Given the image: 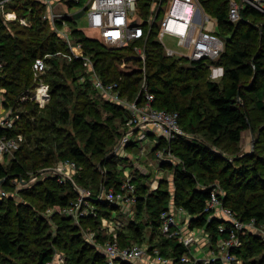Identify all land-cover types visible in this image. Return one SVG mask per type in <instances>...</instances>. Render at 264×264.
I'll return each mask as SVG.
<instances>
[{"label": "trees", "instance_id": "1", "mask_svg": "<svg viewBox=\"0 0 264 264\" xmlns=\"http://www.w3.org/2000/svg\"><path fill=\"white\" fill-rule=\"evenodd\" d=\"M200 1L206 12L217 20V30L225 38L224 51L214 62L188 63L183 59L167 57L156 39L155 32H151L146 40L141 41L146 54L143 63L131 50L134 44L140 43L119 49L110 48L78 28L72 23L74 22L72 18L68 20L73 25L71 30L73 37L82 44L84 53L92 59L97 73L106 82H118L122 96L129 100L137 98L140 102L141 84L145 80L155 97L154 105L159 109L177 112L184 133L197 132L199 124L203 123L202 130L209 139L211 138L214 146L219 147L224 141L236 144L240 141L242 132L251 128L249 115L240 105L245 101L247 92L255 94L258 98L257 105L262 108L264 23H256V20L259 17L264 18V14L244 4L240 10V20L231 23L228 20L230 0ZM4 8L16 12L18 17L30 20L31 27L21 26L17 21L6 22L0 12V60L4 62V69L0 74V88H5V93L2 94V109L15 110L22 105L19 102L20 98L33 84V62L45 55H48L46 62L49 70L46 81L50 85V98L64 94L66 88L61 83L63 73L66 74V78L75 81L82 72L80 70L82 61H69L63 56L68 51L66 44L51 30L49 23L42 19L43 7L40 3L35 0H14L6 3ZM254 30L260 32L256 42L258 51L251 54L250 51L254 47ZM228 48L230 52L226 51ZM211 63L223 71L221 77L226 81L221 88L216 82L205 81L202 84L205 87L204 95L199 97V84L192 86L189 81L193 78L205 79L208 74H212L209 69ZM242 76H251V85L243 87ZM88 87L89 83H85L84 88H81L87 91ZM86 91L78 92L80 96L85 97ZM190 94L198 95L197 104L178 106L176 97ZM26 104H29L28 101ZM109 107L115 112L116 117L125 123L127 117L125 109L114 104ZM25 112L27 111L17 113L19 119L15 120L11 127H0V137L9 138L21 133L26 139L12 153L13 158L8 166L0 163V188L7 193L0 199V264H46L52 259L56 248L67 250L66 255L70 256L71 260L74 259L77 262L75 264L81 262L105 264L103 254L86 242L80 230L93 232L96 235V242L100 244L111 239L112 235L102 229L100 222L102 217L109 218L117 212L116 206L95 202L96 215L80 220L79 224L73 223L67 217L54 214L53 219L56 220L57 226L52 233L48 231V222L41 213L48 207L61 208L68 205L75 198L72 184L45 179L32 189L17 193L10 184L13 178L25 179L28 171L35 170L41 164L50 167V160L47 156L41 155L38 148H34L33 151L28 149L27 143L30 144L33 140L29 118H26L28 112L26 115ZM65 116L64 114V119ZM83 123L82 115L77 114L73 127L78 134L87 131ZM101 129L99 124H94L88 135L83 137L85 139L82 146H77L71 139L67 143V150L61 153L58 159L74 161L79 169L81 167L73 180L78 185L83 182V186L92 192L94 200L102 188L113 187L118 190L125 179L123 169L117 164V159L120 158L112 151L119 142V138L115 137L117 135L114 132L115 128L103 126L104 133H101ZM262 134L264 138V133ZM159 139L160 144L152 149V153L156 149L166 148L178 160L175 165L168 162L161 165L162 168H168L172 174V189L165 179L160 180L155 190H150L149 185L140 178L131 180L136 186L135 216L138 218L143 213L149 215L152 236L148 238L151 243H154L157 234L161 235L160 241L157 240L148 246L149 251L157 248L161 256L172 261L169 264H179L180 257L186 252L175 240L165 238L159 229L160 214L168 210L170 200L176 207L184 208L189 214L198 215L191 221V227H205L210 232L212 243L224 237V233L218 232L221 221L215 218L208 221L207 214L202 213L211 188L217 184L220 186L219 183L223 193L221 200L225 207L230 208L242 220L254 217L258 222L264 221V175L257 166L259 160L254 159V165L249 169L242 165L239 171L231 168L225 161L217 171L216 164L220 158L204 142L194 137L189 139L185 134L169 143L162 137ZM104 149L107 151L104 152ZM93 158L96 159L94 163L91 161ZM262 166L264 168L263 162ZM83 179L85 181H82ZM215 180H219V183H214ZM95 181L97 183H94ZM15 194L23 195L24 199L15 200ZM133 223L128 221L126 227L131 231L130 238L123 232L124 229L117 230L116 238L120 246L132 244L133 241L142 243L144 235L142 236L139 227H135ZM131 238L134 240L131 241ZM233 253L242 260L241 264H264V243L255 235L245 236L241 247L233 250Z\"/></svg>", "mask_w": 264, "mask_h": 264}, {"label": "built area", "instance_id": "2", "mask_svg": "<svg viewBox=\"0 0 264 264\" xmlns=\"http://www.w3.org/2000/svg\"><path fill=\"white\" fill-rule=\"evenodd\" d=\"M12 1L14 0H0V12L4 21H17L21 26L31 27V22L27 18L18 17L16 12L5 10V4ZM35 1L43 7L42 19L49 23L51 30L59 35L66 44L68 51L63 56L69 61L81 60L86 64L91 73L93 88L107 96L111 103L123 107L127 112L124 123L127 132L120 138L115 151L116 155H121V151H124L125 147L134 141H147L150 131L148 127H151L154 133L156 132L168 143L176 137L184 135L178 113L157 108L154 105L155 97L150 92L145 80L141 86L142 100L138 102L137 98V100H129L122 96L118 82H106L99 76L92 59L84 53L82 44L73 37L71 22L68 18H73L80 13L84 15L87 28L97 32V37L94 38L107 47L119 49L133 43H140L134 44L133 47L135 55L143 63L146 54L141 41L146 40L151 32H155L156 39L163 47L167 57L183 59L188 63L214 62L224 51L225 38L217 30V20L206 12L200 0H87L86 3L82 0ZM244 4L250 5L264 14V0H230L228 20L231 23L240 20V10ZM69 5L79 6V9L70 12L71 6ZM47 56L34 60L32 65L33 84L23 96V98H27L26 100L33 101L37 108L45 107L51 97L50 85L46 81L49 70V65L46 62ZM3 69L4 62L0 60V74ZM209 69L212 72L215 71L212 63ZM3 92H5L4 89L1 93ZM17 119H19V114L11 108L6 119L0 120V127H11ZM25 141V136L21 133L9 138L0 137V163H4L6 155L12 154ZM159 144L160 139L152 149ZM153 154L157 158L163 157L160 167L165 162L172 165L178 163L169 149H156ZM173 160L174 162H172ZM122 169L125 179L119 185V189L102 188L95 200L89 189L81 188L74 182L73 178L79 171L74 161L60 160L53 168L47 167L44 171L47 174L53 172L60 183L69 182L72 184L75 198L68 205L61 207L59 212L76 224H79L80 220L84 218L96 215L95 202L107 203L118 208L117 213L121 214L120 216L114 212L115 215L112 214L109 218H101L102 229L112 235V238L107 239L103 244L98 243L105 258V264H127L152 256L157 259V263L154 264L171 263L169 258L159 254L157 248L149 251L148 244L132 243L120 246L118 243L117 230L124 227L123 218L130 220L133 217L137 200L136 186L131 181L133 174L130 170ZM162 179L166 178L154 179L152 181L157 183L146 184L149 185L150 190H155ZM10 184L14 186V191L17 193L19 188H30L34 183L29 179L16 177L10 180ZM6 195L5 191H0V198ZM222 195V190L213 186L202 211L203 214H207L208 221L211 218L221 221L218 225V232L224 233L225 236L220 237L215 243L211 242L210 232L205 227H191V221L198 215H191L184 208L176 207L172 200L169 202L168 210L160 214L159 229L161 234L167 239L175 240L186 250L180 257L179 264H214L216 262L241 264L242 260L233 253V250L241 247L245 236L255 235L264 243V221L258 222L254 217L248 220L240 219L235 212L223 205ZM90 234L92 235V232ZM87 241L92 244L96 242L93 236L87 237ZM205 249H207L206 254L197 256L200 253L203 254ZM197 250L199 253H196ZM54 254L46 264H54ZM57 254V262L60 263L61 254Z\"/></svg>", "mask_w": 264, "mask_h": 264}, {"label": "rangeland", "instance_id": "3", "mask_svg": "<svg viewBox=\"0 0 264 264\" xmlns=\"http://www.w3.org/2000/svg\"><path fill=\"white\" fill-rule=\"evenodd\" d=\"M82 1L84 3L87 2V0H82ZM78 9L79 6L76 5L71 6L70 12H75ZM72 19L74 21L72 23H75L78 28L83 29V31L87 35L93 38L97 37V32L87 28L86 18L84 15H81L80 13L74 16ZM256 21H257L256 23H264V18L259 17L257 18ZM70 27L72 28L73 25L70 24ZM259 33L260 32H258L257 30L253 31L254 47H252L253 49L250 51L251 54H254L256 51H258L256 42H258ZM131 50L134 51V47H132ZM226 51L230 52V48L226 49ZM82 64L83 65L80 69L82 72H80L78 79H76L75 81H73L70 78H66V74L63 73L64 78L61 79V83H63L64 88H66L64 90L65 93L50 98L49 101L45 104V107L37 108L33 101L26 100L27 99L26 97L25 98L21 97L19 102L20 105L21 104L22 105L20 107L18 106V108L15 109L16 113H19V111L20 112L27 111L29 114V116L27 114L26 118L27 119L29 118L30 128L32 129L31 138L33 141L30 142V144L27 143V145L29 146L28 149H31V151H33L34 148H38L39 151L41 152V155H43L44 157L47 156V158L50 160L51 168H53L55 164L60 161L58 160L60 158L59 155L67 150L68 147L67 143H69L71 139L74 141V143L77 146H82L83 141L85 139V138L83 139V137H86L88 135L89 131L91 130L92 126H94V124H99L101 126L102 128L101 133H104L103 126H109V128H115L114 132L117 133L115 137L116 139L119 138L118 141H120L121 136L127 132V129L124 127V123L122 119L116 117L115 112H113L109 107V105L111 104L113 105V103H111L110 100L107 99V96H104L101 92L93 88L92 80L90 76L91 73L89 71V68L83 62ZM185 64L188 65L187 63ZM215 66L216 65H214V67ZM222 73L223 71L221 69H218V67L216 66L215 71L212 74L210 73V75L208 74L207 78L201 80L193 78L189 81V83L192 86L194 84H199L200 91L198 95H200L199 97H201L202 95H204L203 92L205 91V87L202 84H204L205 81L210 80L216 82L220 88L223 86L226 80L225 78L221 77ZM241 79H242L241 83L243 87L245 85H251L252 83L251 76L250 77L242 76ZM85 83H89V87L87 88V91L85 89H82L84 88ZM2 89L5 90V88H0L1 91ZM80 90L86 91L87 95L85 97L80 96L78 92ZM1 91H0V117L6 119L7 113L10 111V108L2 109V94L5 92L1 93ZM198 95L193 96L192 94H190L188 96H177L176 98L178 101V106L180 107L188 106L190 105V103L197 104L198 99H196V97H198ZM246 95L247 96L245 101H243V103H241L240 105L242 106V108L245 109L246 113L249 115L251 121V128L244 130L242 132L241 139L238 143L234 144V143H230L229 141H224L219 147L214 146L212 144L211 138L209 139L202 130V127L204 125L203 123L199 124L197 128V132L185 131L184 134L189 139L190 137H194L204 142L205 144L210 146L213 151L217 153L218 157L222 160L220 159L217 160L216 169H218L221 165H223L225 161L231 165V168H235L237 169V171L240 170L242 165H245L249 169V167L254 165L253 163L254 159H257L259 160L257 164V166L259 167V171L262 173V175H264V168L262 166V162L264 163V138L262 134L264 133V95L261 100L262 108H259V106L257 105L258 98L255 96L253 92H247ZM26 101H28L29 103L28 105L27 104L25 105ZM108 103L110 104L108 105ZM27 112H25V115ZM31 114H33V116H30ZM64 114L66 115L65 116L66 119H64ZM77 114L82 115L84 121L83 125L87 129L86 132L80 134H78L73 127L74 126L73 121ZM0 120H2V118H0ZM158 137H159L158 134H154L153 136H148L147 141L144 140L137 141L136 145H132L131 148L124 149L125 151H123L121 156L119 154L116 155L115 151L118 146L117 144V146H115L112 151L118 158H120V160L116 158L119 167L124 168L126 170H130L132 173H135L136 169H139L138 174H140V172L141 173L147 172L148 175L146 177H143V180H145L146 182H151L154 179L159 180L161 178H168L171 174L170 170L168 168L160 167L163 157L157 158L152 153V147L154 146L155 142H157ZM106 151L107 149H104V152ZM123 154L126 156L125 158L122 157ZM12 158H13L12 154L6 155L5 161L2 164H4L5 167L8 166ZM95 160L96 159L93 158L91 161L93 162ZM239 160L241 161L245 160V161L239 162ZM172 162H174V160ZM136 166L139 168H137ZM44 167L46 168L48 166H44L41 164L40 166H37L35 170L28 171L26 173L25 179H29V181L33 182L34 184L30 188L29 187L19 188L17 192L32 189L34 185L45 179L56 180L58 183H60L58 181V178L54 176L53 172L47 174L44 171L45 169ZM217 171H219V169ZM82 181H85V179H83ZM218 181L219 180H215L214 183H219ZM87 183L90 184L91 182L88 180ZM94 183L97 182L95 181ZM219 185L221 186L220 183ZM79 186L81 188H85V186H83V182L80 183ZM220 186H218V184L216 185V187H219V189H221ZM2 190L3 189L0 188V191ZM22 198L24 199L23 195L20 196L18 194H15V200H19V199L21 200ZM59 209L60 208L56 206L48 207L45 211H42L41 213V215L44 216L48 222V226H49L48 231L52 233L55 232L57 226L56 220L53 219L54 214L63 216L59 212ZM130 210L133 211V209ZM113 215H115V213H113ZM149 220L150 218L147 213H143L139 215V217L137 218L135 216V209H134V215L133 218H131V220H127L126 218H123V223L125 228L122 227L121 230L124 229L123 232H125L126 235L128 234L127 236L128 238H130V236H132L131 231H129L126 227L128 226V221H133L135 227H139V229L141 230L142 236L144 235V238L142 240V243L144 244L146 243L145 241L148 238V236H152V227L149 224ZM71 221L75 223L73 220ZM80 232L82 237L86 240V242H88L87 237L90 236H93L94 240L96 241L95 239L96 235L93 232L92 235L90 234V231H86L84 229L80 230ZM160 236L157 234L154 237L155 241L157 240L160 241L161 240L159 239ZM133 240L134 239L131 238V241ZM88 243L91 244L92 246H95L96 249L100 251L101 248L98 246V242H95L94 244L90 242ZM66 252L67 250L65 251L56 248V250L54 251L55 254L53 253L55 256L54 264L77 263L76 261H74V259L71 260V257L66 255ZM57 253L61 254L60 263L57 262L58 260V257L56 256L58 255ZM201 255L203 256V254ZM74 257L76 259L77 254L74 255ZM85 258L86 256L83 257V259ZM12 262L15 263L13 260ZM80 264H84V262H81Z\"/></svg>", "mask_w": 264, "mask_h": 264}, {"label": "crops", "instance_id": "4", "mask_svg": "<svg viewBox=\"0 0 264 264\" xmlns=\"http://www.w3.org/2000/svg\"><path fill=\"white\" fill-rule=\"evenodd\" d=\"M0 118H3V117H0ZM149 128V133H148V136H153L154 134H157L156 132L154 133V131H153V129L151 128V127H148ZM159 133V132H158ZM160 134V133H159ZM159 137H161V136H159ZM159 137H158V140L157 141H159ZM155 144H156V142H155ZM154 144V145H155ZM132 145H136V141H134V143H132V144H129L128 146H126L125 147V149L126 148H131L132 147ZM125 151V150H124ZM123 153V151H121V154ZM121 156V155H120ZM123 158H125L126 156L123 154V156H122ZM139 164V163H138ZM140 165V164H139ZM137 167V166H136ZM137 168H139V167H137ZM138 170L139 169H136V171H135V173H132L133 175V178H140V180L142 181V182H144V183H149V182H146L145 180H143V177H146L147 175H148V173L147 172H144V173H141L140 172V174H138ZM172 174H170V176L168 177V178H166L165 180H167L169 183H170V185H169V187L172 189V176H171ZM156 180V179H155ZM153 182H156V181H152V182H150L149 183V185H151ZM157 183V182H156ZM133 218V217H132ZM131 220V219H130ZM146 243L145 244H148V245H152V244H154L156 241L154 240V243H151L150 242V240H149V238H147L146 239V241H145ZM168 250H170V249H168ZM196 253H199V250H197L196 251ZM202 253H203V251H202ZM207 253V249H205L204 250V253H203V255L204 254H206ZM201 255V253L200 254H198L197 256H200ZM133 262H135V263H127V264H154V263H157V259H156V257H154V256H152V257H150V258H144L143 260H136V261H133Z\"/></svg>", "mask_w": 264, "mask_h": 264}]
</instances>
